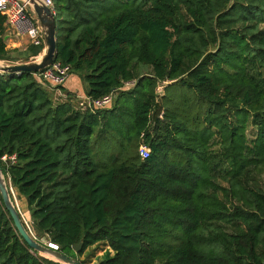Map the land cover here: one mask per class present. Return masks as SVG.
<instances>
[{
    "label": "trees",
    "instance_id": "trees-1",
    "mask_svg": "<svg viewBox=\"0 0 264 264\" xmlns=\"http://www.w3.org/2000/svg\"><path fill=\"white\" fill-rule=\"evenodd\" d=\"M52 1L54 62L85 98L114 101L93 110L68 80L0 74V169L32 232L80 264L98 245L95 264H264V0ZM4 22L0 61L43 51L14 57ZM126 113L125 135L112 137ZM0 264H61L30 250L1 197Z\"/></svg>",
    "mask_w": 264,
    "mask_h": 264
},
{
    "label": "built area",
    "instance_id": "built-area-1",
    "mask_svg": "<svg viewBox=\"0 0 264 264\" xmlns=\"http://www.w3.org/2000/svg\"><path fill=\"white\" fill-rule=\"evenodd\" d=\"M35 1L53 11L52 0ZM0 15L5 18V31H10L16 37H25L28 40L29 45L37 47L42 44L44 45L43 30L36 18L32 6L27 0H0ZM33 75L38 84L44 87L57 88L64 84L70 77V67L68 65L54 62L51 66ZM133 86V81L128 82L124 84L123 89H128ZM83 98L93 110L109 109L114 101L113 93L97 100ZM138 154L141 159H146L150 154V150L146 146L141 145L138 149ZM1 160L14 163L15 156H4ZM45 245L54 251H58V247L54 244L48 242Z\"/></svg>",
    "mask_w": 264,
    "mask_h": 264
},
{
    "label": "water",
    "instance_id": "water-1",
    "mask_svg": "<svg viewBox=\"0 0 264 264\" xmlns=\"http://www.w3.org/2000/svg\"><path fill=\"white\" fill-rule=\"evenodd\" d=\"M29 4L32 6V9L36 15V18L43 30L44 33V49L42 56L38 60V58L34 59L28 63L21 64H10V65H0V74L5 75H16L19 76L23 73L35 74L38 73L47 67L51 66L56 57V25L54 12L45 7L43 4L38 3L35 0H27ZM0 197L3 203L5 210L9 213L13 225L18 233V235L24 240L30 250L38 253L40 256L48 257L51 260L59 262L61 264H80L77 260L66 257L59 251H54L51 248L47 247L44 244L36 241L28 232L26 227L24 226V222L12 201L10 190L5 181V178L0 169ZM81 242L77 245L72 246V251L74 253H78L81 249Z\"/></svg>",
    "mask_w": 264,
    "mask_h": 264
},
{
    "label": "rangeland",
    "instance_id": "rangeland-1",
    "mask_svg": "<svg viewBox=\"0 0 264 264\" xmlns=\"http://www.w3.org/2000/svg\"><path fill=\"white\" fill-rule=\"evenodd\" d=\"M22 53H23V50H18L13 56L14 57H18L19 55V58H22ZM43 51L40 53L42 54ZM40 54L36 57H34L35 59L38 58V60L40 59L39 56ZM34 59L30 58L29 59V62L33 61ZM0 64H4V65H10V64H21L20 61H17L15 63H6V62H3V61H0ZM51 89V88H49ZM159 90L157 91L158 92V96H162L163 93H164V88L163 87H160L158 88ZM79 90V89H78ZM172 91V93L170 92ZM52 95H53V101L54 102H58V103H61L64 101V99L62 98V94L60 91L58 90H52ZM171 93V96H172V99L173 98H178L180 96V94H182V91H180L179 89L177 88H173V90H169V95ZM75 100V99H74ZM179 101V99L177 100ZM191 103H192V100L190 98L189 100ZM130 114L126 113V116H124L123 118V122H120L118 120L116 121H113L112 124L114 126H116V128H114V133L112 134V137H115V138H122L123 135H125V129L123 127V123L124 124H128L130 125ZM250 120L251 119H248V125H247V128L245 130V136L248 140H253L254 139V136L256 134V129L255 127H253L250 123ZM102 138V139H101ZM109 140L108 137H105L103 136V134L101 135V137H95V140H94V143H97L95 144V152H96V157L97 159H99V161L101 160L102 162L105 161V158H104V152H106V149L104 150V147H105V144H106V141ZM109 141H112V140H109ZM113 143V142H112ZM111 147H113V145L111 144ZM113 153L111 155L113 156H117V151L116 149L113 147ZM227 186V185H226ZM10 193H11V196H12V201L14 202L15 206L17 207L18 211L21 213L22 217H23V221L25 222V225L27 226L29 232H30V235L36 240L38 241L39 243L41 244H47L48 241L46 240L45 237H41V238H38L31 230L30 228V222L28 220H26V215H25V208L23 207L22 203L20 200L17 199V196H16V193L15 191L11 188L10 189ZM25 219V220H24ZM106 251V248L104 246H94V247H90L89 249H87L84 253V255L82 257H80L79 259L80 260H90L91 263H87V264H95L105 253ZM71 256L72 257H75L77 258L76 254L74 253H71ZM89 256V258H87Z\"/></svg>",
    "mask_w": 264,
    "mask_h": 264
},
{
    "label": "crops",
    "instance_id": "crops-1",
    "mask_svg": "<svg viewBox=\"0 0 264 264\" xmlns=\"http://www.w3.org/2000/svg\"><path fill=\"white\" fill-rule=\"evenodd\" d=\"M4 41L6 43L7 49H12L16 51L21 50V49L24 51L29 46V42L25 37H16L10 31H7V30L5 31ZM31 58L35 59L34 57H31ZM66 88L70 92L77 94L76 96L79 99L84 97L82 86L80 85V82L77 79V77L70 76V78H68ZM157 95H158V92H157Z\"/></svg>",
    "mask_w": 264,
    "mask_h": 264
},
{
    "label": "bare ground",
    "instance_id": "bare-ground-1",
    "mask_svg": "<svg viewBox=\"0 0 264 264\" xmlns=\"http://www.w3.org/2000/svg\"><path fill=\"white\" fill-rule=\"evenodd\" d=\"M1 65V64H0Z\"/></svg>",
    "mask_w": 264,
    "mask_h": 264
}]
</instances>
